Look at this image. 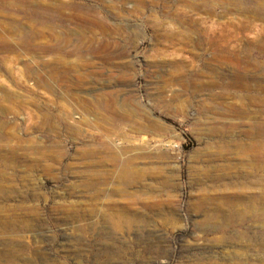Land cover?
I'll return each instance as SVG.
<instances>
[{"label":"rangeland","instance_id":"rangeland-1","mask_svg":"<svg viewBox=\"0 0 264 264\" xmlns=\"http://www.w3.org/2000/svg\"><path fill=\"white\" fill-rule=\"evenodd\" d=\"M0 264H264V0H0Z\"/></svg>","mask_w":264,"mask_h":264},{"label":"bare ground","instance_id":"bare-ground-1","mask_svg":"<svg viewBox=\"0 0 264 264\" xmlns=\"http://www.w3.org/2000/svg\"><path fill=\"white\" fill-rule=\"evenodd\" d=\"M110 105H108V107H109ZM133 177V176H132Z\"/></svg>","mask_w":264,"mask_h":264}]
</instances>
